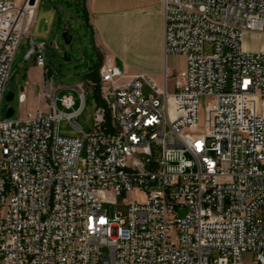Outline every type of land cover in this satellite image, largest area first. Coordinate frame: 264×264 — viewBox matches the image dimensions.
<instances>
[{"label":"built area","instance_id":"obj_1","mask_svg":"<svg viewBox=\"0 0 264 264\" xmlns=\"http://www.w3.org/2000/svg\"><path fill=\"white\" fill-rule=\"evenodd\" d=\"M39 1L0 0V264H264V52L243 48L264 32V0H158L182 70L157 85L104 63L75 88L78 110L50 80L46 110L2 120L23 40L46 68ZM63 120L80 136H61Z\"/></svg>","mask_w":264,"mask_h":264},{"label":"rangeland","instance_id":"obj_2","mask_svg":"<svg viewBox=\"0 0 264 264\" xmlns=\"http://www.w3.org/2000/svg\"><path fill=\"white\" fill-rule=\"evenodd\" d=\"M86 0H40L33 21L30 27V37L35 43L43 42L47 45L44 52L47 79L53 82L62 90L59 97L71 95L75 98L76 110L80 107L78 94L75 88L81 84L86 85L90 79L94 66L98 61V48L92 29L87 25L84 18ZM67 35L70 44L66 43L64 36ZM246 37H243V44ZM55 45L58 50L55 49ZM206 54L211 53V46L206 45ZM28 52V45L23 40L17 50L13 62L12 74L6 87L4 100L1 106V119L5 120V114L9 108H13L14 115L10 118L13 121L19 120L29 112H35L39 107L46 110L44 102L38 106V100L33 94L24 91L25 100L20 101L21 89L27 87V78L38 80L40 71L30 72L32 61H24V56ZM65 54L67 58L65 59ZM180 61L170 59V70L175 73L178 71ZM169 91L173 90L172 81L168 84ZM8 93L14 94L12 102L7 103L5 97ZM97 92L92 87H87L85 91L86 105L82 112L73 120L78 124L82 131L88 133L93 129V122L98 107ZM41 103V101H40ZM58 108L62 110L58 104ZM202 118V115H201ZM59 133L63 137H78L81 133L75 131L70 123L63 120L59 125ZM133 199V197H129ZM142 201V199L140 200ZM109 216H113L116 207L105 206ZM186 210L179 212L180 217H184ZM255 258V254L245 256V261Z\"/></svg>","mask_w":264,"mask_h":264},{"label":"crops","instance_id":"obj_3","mask_svg":"<svg viewBox=\"0 0 264 264\" xmlns=\"http://www.w3.org/2000/svg\"><path fill=\"white\" fill-rule=\"evenodd\" d=\"M84 18L92 29L101 65L111 64L128 75L145 73L157 85L162 84L165 71L173 73L170 59L181 62L178 71L184 68L183 58H165L163 6L160 1L86 0ZM245 37L243 48L246 51L264 52V32L247 33ZM24 61H32L30 72L38 70L41 75L34 80L27 74V87L21 89V94L25 95L24 91L28 89L40 106L50 78L47 79L46 68L36 67L34 57L28 58L26 53Z\"/></svg>","mask_w":264,"mask_h":264},{"label":"water","instance_id":"obj_4","mask_svg":"<svg viewBox=\"0 0 264 264\" xmlns=\"http://www.w3.org/2000/svg\"><path fill=\"white\" fill-rule=\"evenodd\" d=\"M34 2H35V0H31V5L34 4ZM64 38L67 40L66 43H67V44H70L69 39H67V35H65ZM65 59H66L67 61L70 60L69 58H67L66 54H65ZM13 99H14V94H13V93H8V94L6 95V97H5V100H6L7 103L12 102ZM13 115H14V110H13V108H9V109L7 110V112H6V114H5V118H6V119H10V118L13 117Z\"/></svg>","mask_w":264,"mask_h":264},{"label":"trees","instance_id":"obj_5","mask_svg":"<svg viewBox=\"0 0 264 264\" xmlns=\"http://www.w3.org/2000/svg\"><path fill=\"white\" fill-rule=\"evenodd\" d=\"M100 67H101V63H100V61L99 62L97 61V63L94 66V71H93L90 79H92V80H97L98 79V70H99Z\"/></svg>","mask_w":264,"mask_h":264}]
</instances>
